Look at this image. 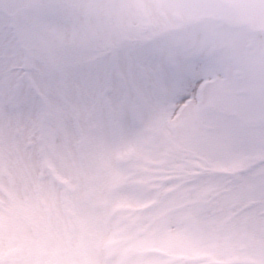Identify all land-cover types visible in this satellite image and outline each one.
<instances>
[{"label":"snow or ice","instance_id":"1","mask_svg":"<svg viewBox=\"0 0 264 264\" xmlns=\"http://www.w3.org/2000/svg\"><path fill=\"white\" fill-rule=\"evenodd\" d=\"M0 264H264V0H0Z\"/></svg>","mask_w":264,"mask_h":264}]
</instances>
